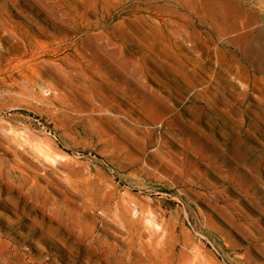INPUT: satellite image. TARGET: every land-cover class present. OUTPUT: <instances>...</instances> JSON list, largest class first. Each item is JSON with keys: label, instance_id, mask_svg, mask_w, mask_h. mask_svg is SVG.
<instances>
[{"label": "rangeland", "instance_id": "374dc122", "mask_svg": "<svg viewBox=\"0 0 264 264\" xmlns=\"http://www.w3.org/2000/svg\"><path fill=\"white\" fill-rule=\"evenodd\" d=\"M0 264H264V0H0Z\"/></svg>", "mask_w": 264, "mask_h": 264}, {"label": "bare ground", "instance_id": "6f19581e", "mask_svg": "<svg viewBox=\"0 0 264 264\" xmlns=\"http://www.w3.org/2000/svg\"><path fill=\"white\" fill-rule=\"evenodd\" d=\"M44 154H45V153H44ZM46 155H47V157H48V154H46ZM47 157H46V158H47ZM52 158H53V157H52ZM50 159H51V158H50ZM47 160H49V159H47Z\"/></svg>", "mask_w": 264, "mask_h": 264}]
</instances>
